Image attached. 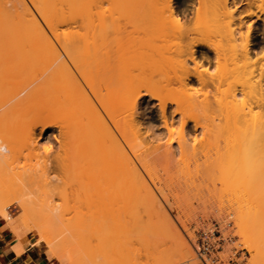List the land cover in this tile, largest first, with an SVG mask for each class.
Here are the masks:
<instances>
[{"label":"bare ground","instance_id":"6f19581e","mask_svg":"<svg viewBox=\"0 0 264 264\" xmlns=\"http://www.w3.org/2000/svg\"><path fill=\"white\" fill-rule=\"evenodd\" d=\"M244 2L185 0L178 13L175 0H0V218L16 239L47 249L50 264H74L66 250L81 226L102 223L113 206L144 207L166 220L159 264H192L190 237L157 188L211 185L197 206L172 214L219 220L234 210L252 264L260 261L264 52L249 38L264 25V0ZM73 189L89 222L72 216L77 231L64 214Z\"/></svg>","mask_w":264,"mask_h":264},{"label":"rangeland","instance_id":"374dc122","mask_svg":"<svg viewBox=\"0 0 264 264\" xmlns=\"http://www.w3.org/2000/svg\"><path fill=\"white\" fill-rule=\"evenodd\" d=\"M182 1H185V0H175L174 6H175V9L178 13H181L180 10L182 11V9L187 7V4L181 5ZM237 1H239L238 5L241 6L240 9L242 10V8L245 6L244 0L243 1L237 0ZM181 7H183V8L181 9ZM177 8L180 10H178ZM252 29H251L250 38H249L251 40L250 45H252V44L255 45L257 47V48L255 47V50L257 52L259 51V53H263L264 50L262 49V47L264 45V25H263V23H261V24L258 23V26H256V28H254L253 31H252ZM255 29L257 30L258 33H254ZM253 35H255V36L260 35V36H258V37L256 36V39H254L253 37H255V36H253ZM252 39L254 41H252ZM259 47H261L262 50ZM214 183L217 186V188H219L218 187V185H219L218 181L216 182V180H215ZM203 187H205V186H203ZM203 187L202 188H157L158 189L157 194L159 195L158 199L160 200V203L166 208V211H168L169 220L176 226V228L180 231V233L184 237H187V235L190 237L188 242L190 244V247L192 249V253L194 255H193V259L190 260L189 262H191L192 264H200V261L194 252L193 243L195 242V239H196L198 232H200L202 230H206V229H208V227L210 228L214 224H216L218 226L220 233H221V237H222L223 241L220 245V249L218 250V252H215V255L218 256V258L220 260L224 261L225 264H252V262L256 256L255 255L256 250L249 249L248 247H246L247 243L244 242V239H243L244 237H242V235L239 234L238 229L235 226L236 213L234 210L228 209V208L224 209V212H223L224 215H222L221 219L222 220L224 219L223 220V222L225 221L224 225L227 226V228L224 229L225 231H222L223 229H222V227H220V225L222 226V223H223L222 220L221 219L217 220L215 215H210L207 217L198 216L197 218L194 216L184 217L182 215L181 209H178V208L176 209L177 213H178V218H177V214L176 215L172 214V211L170 209L171 207H175L177 204H179L180 207H185L188 204H191L192 207L193 206L195 207L199 203L201 196L205 197L208 195V192H210V190H213V191L216 190V188L212 189L211 185H208V188L207 187L203 188ZM75 189L77 190V192H75L76 191ZM75 189L72 190V192H71L72 194L70 193L71 194L70 197L67 198V201L68 200H69L68 202L72 201L73 204L75 203V201H74V197L76 196L75 193L79 194V192H80L79 191L80 188H75ZM208 189H210V190L208 191ZM73 191L75 193H73ZM263 191H264V188H263ZM70 198H71V200H70ZM72 203L71 202L69 204L66 203V211L64 213L67 217L71 216V218L69 217L70 219H68L69 221L72 220V216L74 217L76 215L79 217V214H80L83 217L84 213H87L86 208L83 205L81 207V205L79 203L78 204L75 203L74 205H76V206L73 207ZM68 205H69V207L70 206L71 207L69 208ZM72 207H73V209H72ZM74 208H75V210H74ZM8 210L12 215L17 214V212H18V209L15 206L10 207ZM69 210H70V212L68 214H66L67 211H69ZM110 210H111V212L108 213L106 216L107 219L105 218V219L101 220L102 223H100V220H99V222L97 221V223H99L100 225L95 223L94 225H96V226H89V225L85 226L83 224H87V223L89 224V222L83 217L85 219V221H87V223H83V221H84L83 218H81V221H80L79 218H76V216L74 218H76L79 222L76 219H74V220H72L73 223L67 222V224H66L67 218L63 214V217L66 218L65 224L68 225L70 223L71 225L70 224L69 225L70 226L73 225L72 227H74V230L76 229V231H77L76 226L78 224H80V222H81V224L78 226L80 227L81 225H83V226H81L83 228H81V227L79 228L77 226L79 228L78 229L79 233L77 232V235H76V237H79L80 235L82 237L80 236L81 238L79 240H77L78 238H76V237H75L76 239L73 238L75 240V242H74V240H71V244L68 245L70 247H68V248L66 247L67 248L66 253L72 255V260H73L72 262H74V264H76V263L77 264H81V263L82 264H85V263L89 264L90 262L89 263L87 262L88 258L90 257V256H88V254H92V257H94L92 259L93 261L91 260L93 264H100V263H102V264H104V263L105 264H107V263L113 264V263L119 262L118 259H120V264H123V261H122L123 257L125 258L126 256L127 257L129 256V258L124 259V264L126 263V259L127 260L130 259L131 262L128 260V263H130V264H159V263H161L159 261L164 262V260H165V259H163L164 257L161 260L159 258V256L160 257L163 256V255H160V252L165 251V248L168 245V243H167L168 240H164L165 238H164L163 234L165 233L166 230L163 229V226H161V225L165 226L166 220L162 219V215L160 213L155 212V211H151V210L144 208V207H135V208L131 207L130 208V207H125V206H119V207L113 206L110 208ZM178 210L180 212H178ZM75 211H77V212L74 213V215H72L73 214L72 212H75ZM79 211H80V213H78ZM130 211H132L133 215L135 213H137L138 216H136V217L134 216L135 218L132 219V217H131L132 215L130 214ZM133 212H135V213H133ZM137 214H135V215H137ZM109 215L111 216L110 218H109ZM75 220L78 223L74 222ZM104 220L106 223L103 222ZM107 220H110V221H108V224H107ZM161 221L163 222V224L161 223ZM164 221H165V223H164ZM219 221H221V222H219ZM76 223H77V225H76ZM74 224L76 226H74ZM105 226H107V228ZM53 227H54V225L52 226V228ZM88 227H89L90 231L88 230ZM92 227H95L96 230L91 231ZM164 228H167V226H165ZM226 229H228V230H226ZM93 230H94V228H93ZM106 230H109V232H110L109 235L114 234L113 236H115V237H113V236L111 237V235L106 236L104 233V232H107ZM140 231L143 232L144 235L142 233L141 234L137 233ZM227 231H228V233H227ZM92 233H95V234H92ZM136 233L139 235H143L142 236L143 239L139 238L140 236L138 238H137V236L135 237V235H137ZM85 234L87 235V237ZM88 234L91 236L90 238H92V240L95 238L93 240V242L89 238ZM96 234H97V236H96ZM106 234H108V232ZM84 236H85V238H84ZM116 236H117V239H115ZM96 237H97V240H96ZM104 237H107V238L104 239ZM110 237L112 238L113 241L115 240L114 242H115V244H118V246L114 247L115 244H112L114 248H111V242L112 243H114V242L111 240H110L111 241L110 243L108 242L109 241L108 238H110ZM86 238H89L91 242L89 243V239H86ZM102 238H103V240H102ZM82 239H83V242H81ZM84 240H85V242H84ZM256 240L261 243V239H259L258 236H257ZM96 241H97V243H96ZM103 241L106 242V244ZM31 242H32V240H31ZM79 242H80V244H79ZM98 242L99 243L102 242L101 244L104 243L103 246H104V248L106 247L107 251L106 250L104 251V248L102 247L103 252H101L102 250H101V247L99 249ZM246 242L250 243L251 240L246 241ZM72 243H74V244L72 245ZM76 243H77V245H75ZM88 243L90 244V246H88L89 245ZM86 244H88L87 246L90 250H88V248H86L87 247ZM91 244H94V245L97 244L96 245L97 249H93L94 245H91ZM79 245H82L85 248L84 250H85V253L88 256V258L85 256V254L82 255V253L84 251L82 250L83 249L82 247H77ZM261 245H263V246L261 247ZM261 245H259L258 248L260 250H262V252H263L264 251V244H261ZM108 247L110 250L108 249ZM116 247L120 251H122L123 249L125 250V251H123V253H120L122 257L120 256V254L117 255V253H119V251L117 252V250H115ZM79 248H81V249H79ZM111 249L115 250L114 251L115 252V258H114V255H112V254H114V252L111 251ZM45 250L47 251V249H45ZM72 250H74V251H72ZM80 250H82V252ZM86 250H88L89 252ZM77 251H78V254L81 256H78ZM92 251H94V252H92ZM98 251H99V253H98ZM80 252H81V254H80ZM87 252H88V254H87ZM105 252H108L109 254H107ZM94 253H95V256H94ZM104 253L106 255H104ZM101 254H103V255H101ZM124 254L126 256H124ZM263 254H264V252H263ZM98 256H100V257H98ZM105 256L106 257L108 256L109 259L106 258ZM262 256L263 257H261V258L263 260L264 255H262ZM51 257H53V256L51 255ZM102 257H104V258H102ZM101 258L104 260L106 259V260L104 261ZM112 258L114 260L116 259L117 261L114 262V260ZM261 258H259L258 260H260L262 262V264H264V260L262 261ZM90 259H91V257H90ZM111 259H112L113 263L112 262L110 263ZM107 260H110V261L107 262ZM121 261H122V263H121ZM260 261L258 263L261 264ZM92 263H90V264H92ZM258 263H256V264H258ZM117 264H119V263H117Z\"/></svg>","mask_w":264,"mask_h":264},{"label":"crops","instance_id":"0c3cea01","mask_svg":"<svg viewBox=\"0 0 264 264\" xmlns=\"http://www.w3.org/2000/svg\"><path fill=\"white\" fill-rule=\"evenodd\" d=\"M18 225L14 222L10 227ZM54 261L45 249L34 246L28 237L16 239L7 222L0 218V264H50Z\"/></svg>","mask_w":264,"mask_h":264},{"label":"built area","instance_id":"2783aa9c","mask_svg":"<svg viewBox=\"0 0 264 264\" xmlns=\"http://www.w3.org/2000/svg\"><path fill=\"white\" fill-rule=\"evenodd\" d=\"M222 241L221 233L216 224L198 232L193 248L200 264H225L215 255V252L220 249Z\"/></svg>","mask_w":264,"mask_h":264}]
</instances>
